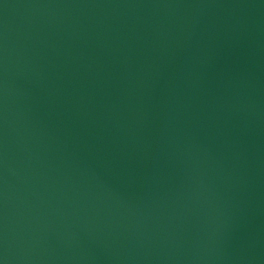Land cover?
I'll use <instances>...</instances> for the list:
<instances>
[{
  "label": "water",
  "instance_id": "1",
  "mask_svg": "<svg viewBox=\"0 0 264 264\" xmlns=\"http://www.w3.org/2000/svg\"><path fill=\"white\" fill-rule=\"evenodd\" d=\"M0 264H264V0H0Z\"/></svg>",
  "mask_w": 264,
  "mask_h": 264
}]
</instances>
